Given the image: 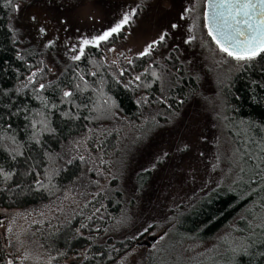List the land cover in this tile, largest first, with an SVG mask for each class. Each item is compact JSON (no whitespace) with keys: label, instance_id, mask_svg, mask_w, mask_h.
<instances>
[{"label":"trees","instance_id":"1","mask_svg":"<svg viewBox=\"0 0 264 264\" xmlns=\"http://www.w3.org/2000/svg\"><path fill=\"white\" fill-rule=\"evenodd\" d=\"M19 1L0 0V207L54 213L62 198L69 199L30 225L52 256L49 264H66L70 254L79 257L78 264H123L140 248L152 251L138 243L144 231L117 235L120 216L133 203L123 185L122 142L125 133L159 126L177 114L198 95L199 77L175 48L154 59L161 42L150 55L132 56L119 67L106 62L108 47L123 36L125 25L47 78L48 68H39L44 51L24 52L9 25ZM201 29L215 61L213 97L238 144L242 167L230 186L202 196L186 211L170 208L169 217L188 238L207 240L224 231L218 264H264V55L235 61L219 53L203 23ZM40 84L46 87L37 91ZM64 91L73 95L64 98ZM5 245L0 237V264H23Z\"/></svg>","mask_w":264,"mask_h":264},{"label":"rangeland","instance_id":"2","mask_svg":"<svg viewBox=\"0 0 264 264\" xmlns=\"http://www.w3.org/2000/svg\"><path fill=\"white\" fill-rule=\"evenodd\" d=\"M203 2L22 0L12 11L9 25L20 39L19 46L29 54L44 51L39 68H48L47 78L55 76L62 63L71 60L76 54L72 49L78 51L81 39H91L110 29L133 9L136 13L123 36L108 47L106 62L119 67L166 33L153 58L160 59L175 48L188 70L199 77L198 95L177 114L159 126L147 124L125 133L123 185L126 198L133 203L120 216L117 235L136 236L144 231L138 243L153 250L143 253L140 248L123 264H218L223 259L220 254L224 246L218 239L224 231L207 240L188 238L173 224L168 211L177 206L179 211H186L202 196L230 186L242 167L238 144L223 125L222 109L213 97L215 61L202 34ZM186 8L192 11L186 14ZM174 24L177 27L173 28ZM189 37L194 39L185 43ZM102 170L106 175V168ZM76 195L74 205L82 194ZM65 198L54 206V213L69 202ZM54 213L47 208L38 213L32 208L0 207V237L5 239L11 258L23 264L51 262V254L33 236L30 225ZM63 261L78 264L79 257L70 254Z\"/></svg>","mask_w":264,"mask_h":264},{"label":"snow or ice","instance_id":"3","mask_svg":"<svg viewBox=\"0 0 264 264\" xmlns=\"http://www.w3.org/2000/svg\"><path fill=\"white\" fill-rule=\"evenodd\" d=\"M191 11L190 8L185 9L186 14ZM135 13L136 10L133 9L131 12L125 13L122 19L110 29L91 39H81L78 51L73 47L72 51L76 54L71 59L73 61L81 60L85 56L86 47H99L102 42H107L114 34L120 33ZM181 18L183 19L184 16ZM172 27L175 28L177 25L174 24ZM203 27L207 30L208 37L216 45L219 53L226 57L240 62L251 61L264 55V0H205ZM189 30L191 31V29ZM165 38L166 33L161 34L159 41H153L139 55L141 57L150 55L157 43L163 42ZM192 39L194 37H189L185 43H189ZM48 46H51V43ZM35 75L36 73H33V76ZM29 79L31 82V78ZM136 79L139 80L140 77H136ZM45 87L44 84H40L37 91H41ZM72 95L71 91L63 92L64 98H69ZM258 175L261 173L258 172ZM261 178L264 179V175H261ZM148 227L151 228V225ZM145 231H148V228Z\"/></svg>","mask_w":264,"mask_h":264},{"label":"water","instance_id":"4","mask_svg":"<svg viewBox=\"0 0 264 264\" xmlns=\"http://www.w3.org/2000/svg\"><path fill=\"white\" fill-rule=\"evenodd\" d=\"M204 6H205V0H204V2H203V11H204ZM203 11H202V23H203ZM205 29V28H204ZM205 32H206V34H207V30L205 29ZM210 38V37H209ZM211 39V38H210Z\"/></svg>","mask_w":264,"mask_h":264},{"label":"flooded vegetation","instance_id":"5","mask_svg":"<svg viewBox=\"0 0 264 264\" xmlns=\"http://www.w3.org/2000/svg\"><path fill=\"white\" fill-rule=\"evenodd\" d=\"M0 224H2V220L0 219Z\"/></svg>","mask_w":264,"mask_h":264}]
</instances>
